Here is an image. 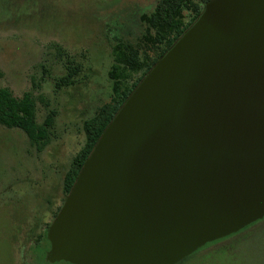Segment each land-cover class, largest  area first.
I'll list each match as a JSON object with an SVG mask.
<instances>
[{"label": "water", "instance_id": "water-1", "mask_svg": "<svg viewBox=\"0 0 264 264\" xmlns=\"http://www.w3.org/2000/svg\"><path fill=\"white\" fill-rule=\"evenodd\" d=\"M264 217V0H206L102 130L48 262L175 264Z\"/></svg>", "mask_w": 264, "mask_h": 264}, {"label": "rangeland", "instance_id": "rangeland-1", "mask_svg": "<svg viewBox=\"0 0 264 264\" xmlns=\"http://www.w3.org/2000/svg\"><path fill=\"white\" fill-rule=\"evenodd\" d=\"M156 2L0 0V87L15 96L30 91L38 123L55 113L40 151L20 129L0 125V264L48 263L45 225L62 204L64 174L85 141L83 122L113 97L109 30L119 23L136 31V13ZM70 69L74 83L57 85ZM175 264H264V217Z\"/></svg>", "mask_w": 264, "mask_h": 264}, {"label": "trees", "instance_id": "trees-1", "mask_svg": "<svg viewBox=\"0 0 264 264\" xmlns=\"http://www.w3.org/2000/svg\"><path fill=\"white\" fill-rule=\"evenodd\" d=\"M205 1L157 0L150 11L136 13L134 25L137 28L136 31L133 29V25L122 30L124 27H119V23L116 26L117 30H109L112 64L108 70V77L111 81L113 97L110 102L101 105L92 117L83 122L85 141L81 149L73 156L70 166L64 174L62 180L64 196L69 192L84 159L118 107L156 59L194 21ZM125 17L123 16V18ZM73 69H70L65 76L60 77L57 85H72L74 83V79L71 78V75L74 74ZM129 80L131 82L128 84ZM35 105L34 96L30 91L15 96L9 88L0 87V125L20 129L30 143L40 151L50 140L49 135L55 113L49 111L43 121L38 123ZM60 206L56 209L53 218ZM49 224L45 225V230ZM45 230L44 238L46 239ZM48 248L47 240V250ZM47 264L52 263L48 262Z\"/></svg>", "mask_w": 264, "mask_h": 264}]
</instances>
